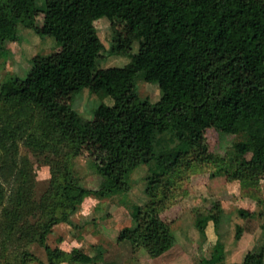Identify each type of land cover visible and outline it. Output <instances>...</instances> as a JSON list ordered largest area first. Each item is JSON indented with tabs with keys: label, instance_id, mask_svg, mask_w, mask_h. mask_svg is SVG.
Wrapping results in <instances>:
<instances>
[{
	"label": "trees",
	"instance_id": "16d2710c",
	"mask_svg": "<svg viewBox=\"0 0 264 264\" xmlns=\"http://www.w3.org/2000/svg\"><path fill=\"white\" fill-rule=\"evenodd\" d=\"M42 10L50 17L48 32L59 33L62 46L55 56L37 55L26 78L10 76L2 83L0 149L9 153L24 139L35 153L50 152L45 160L52 175L39 198L29 171L10 195L0 180V264L70 260L64 249L48 243L53 226L92 193L104 197L128 189L127 175L146 157L152 200L118 238L136 248L152 246L171 230L156 206L161 188L193 162L225 161L210 150L206 137L222 123L238 121L243 135L232 161L249 176H264V0H0V56L6 53L5 39L33 25L35 12ZM99 10L138 34L141 48L133 66H98L102 55L123 53L132 44L128 36L107 50L89 25ZM140 73L159 84V100L138 92ZM91 77L115 102L101 103L97 120L81 124L72 104L58 101L56 93L69 85L77 93ZM95 135L105 151L102 168L109 182L91 190L72 181L69 161ZM249 152L250 168L244 162ZM34 243L44 247L46 260L31 249ZM222 246L218 241L198 264H264V246L230 263Z\"/></svg>",
	"mask_w": 264,
	"mask_h": 264
},
{
	"label": "rangeland",
	"instance_id": "374dc122",
	"mask_svg": "<svg viewBox=\"0 0 264 264\" xmlns=\"http://www.w3.org/2000/svg\"><path fill=\"white\" fill-rule=\"evenodd\" d=\"M40 2L44 4V0ZM49 19L46 12L37 11L33 25L23 26L5 39L6 53L0 56V88L10 76L26 78L34 68L37 55L58 54L62 46L60 34L48 32ZM89 25L98 31L108 51L124 43L128 36L132 38V44L123 53L102 55L99 67L135 64L141 48L136 32L125 29L101 10L95 12ZM88 82L77 93H72L71 85L56 93L58 101L72 104L81 124H93L97 120L96 110L101 103L115 102L110 92L93 85L92 77ZM136 87L152 101L161 97L159 84L147 81L142 73L137 77ZM206 137L210 150L225 161L199 165L193 162L174 176L171 185L161 188L156 206L171 226L167 236L148 248H136L129 239L118 238L124 227L136 225V212L152 200L147 182L150 158L146 157L127 175L128 189L113 191L104 197L92 193L66 221L53 226L48 243L61 247L70 257L59 264H198L211 256L218 241L222 242L228 263L243 260L249 250L260 251L264 246V176L258 179L249 176L245 167L232 161L235 145L243 139L240 124L238 121L222 123L209 128ZM61 148L69 150L64 144ZM46 153H35L24 139L9 153L0 149V165L4 169L0 180L8 195L14 193L21 179H26L25 171L34 174L36 198L49 188L52 174L51 165L45 160ZM252 155V152L244 155L248 165ZM104 160L100 137L95 135L70 159L72 181L91 190L107 185L109 176L102 168ZM31 249L40 258L47 259L44 247L38 243Z\"/></svg>",
	"mask_w": 264,
	"mask_h": 264
}]
</instances>
